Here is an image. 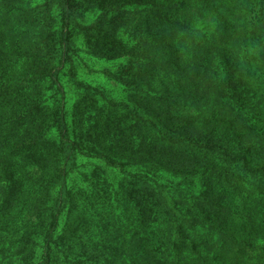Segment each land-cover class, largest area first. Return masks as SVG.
Listing matches in <instances>:
<instances>
[{"label": "trees", "instance_id": "obj_1", "mask_svg": "<svg viewBox=\"0 0 264 264\" xmlns=\"http://www.w3.org/2000/svg\"><path fill=\"white\" fill-rule=\"evenodd\" d=\"M73 4L47 2L61 22L45 38L58 61L26 29L47 15L0 23V254L22 264H264V139L255 137L264 136V0H109V51L88 53L133 54L120 31L135 22L146 62L141 77L137 63L109 70L130 90L125 100L73 73L94 108L82 99L70 108L62 91L51 106L36 85L61 90L65 45L84 32L77 13L79 29L66 20ZM81 155L107 171H147L127 172L107 201L97 189H68ZM185 190L196 209L174 205Z\"/></svg>", "mask_w": 264, "mask_h": 264}, {"label": "rangeland", "instance_id": "obj_2", "mask_svg": "<svg viewBox=\"0 0 264 264\" xmlns=\"http://www.w3.org/2000/svg\"><path fill=\"white\" fill-rule=\"evenodd\" d=\"M98 0H74L73 8L69 9L67 13L66 20L70 23V26H74L79 29V26H76L73 21L74 13L79 15L82 25L80 30L84 32L76 33L72 31V38H70V43L65 45L64 53L66 54V65H64L61 70L58 72V79L60 81L61 90L56 93L54 91H47L44 85V82L40 80L36 85L42 89V94L39 95L40 99H44L45 97L48 100L49 105L55 106L59 103L61 98L60 92H64L63 95L67 96L68 106L72 108L74 106L77 99L81 100V105L87 108H94V105L97 100H94L90 93H85L83 88L78 87V84L73 82L72 75L75 73L77 79L90 86L99 88L105 95L109 98L112 97L116 100H125L128 99V95L130 94V90L126 88L125 85H121L116 81L115 78L109 76V70L112 72L117 71L123 66H128L130 63H137L141 66L142 72L138 75L141 77L144 75L143 66L145 64V59L142 56V51H144V45L142 41H137L138 39L133 37V33L135 32V26L139 23L128 22L124 24L120 31V37L123 40L124 46L128 49H133V54H127L128 56L120 57L115 60H109L108 58L94 56L89 54L87 51V46L92 49L94 54L100 53L102 51H109V0H101V2H97ZM156 2L161 3L162 0H154ZM48 0H0V23L4 21L7 24H10L13 20V14L23 13L24 16L29 19V22H32V19H36V16L31 18L29 14H37V15H47L44 27L36 26L34 23H31L26 29L30 31L31 41L35 43H39L43 50L47 53H51V55L56 57L58 61L60 58L58 57L60 52L57 49L56 41L50 39H45L48 35V31L50 29H54L58 31L61 22L56 21L52 15H48L47 8ZM93 3H97L96 5ZM95 5V6H93ZM5 15H8L7 18ZM101 15L103 16L102 18ZM21 26V25H20ZM18 26V27H20ZM87 27H91L87 29ZM24 29V28H23ZM21 30V29H20ZM25 30V29H24ZM52 30V31H54ZM151 32H156L155 29H152ZM52 33V32H51ZM148 37H150L148 35ZM72 39V40H71ZM75 50H72L73 44ZM64 48V47H63ZM62 48V49H63ZM74 58V72L73 67L71 69L70 60ZM62 60V58H61ZM72 71V72H71ZM116 73V72H115ZM88 92H92L91 89H87ZM136 93V89L132 86V94ZM101 95L99 96V98ZM135 98H138L137 95ZM132 96V99H135ZM141 100V99H140ZM109 114V110L107 111ZM94 115V114H93ZM106 115V113H104ZM98 120L101 122L96 116L91 118V121ZM54 137V133L52 135ZM256 138L264 139V136H255ZM200 152V148L197 145L187 146L186 152ZM196 154V153H195ZM200 154V153H197ZM77 166L71 174L69 175L67 181V187L70 191L79 192L80 190L87 189H97L99 192L103 193V200L108 201V193L113 188H116L120 180L123 176H126L127 172H139V171H147L145 167L141 166H129L127 170L120 169H108L107 164L99 158H92L87 155H81ZM197 157H202V155H197ZM97 167L100 169L97 170ZM95 171L99 175L95 176ZM154 169L150 170V175L153 177ZM155 178V175L154 177ZM176 178V177H172ZM154 180V179H153ZM186 181V180H185ZM98 183V184H97ZM189 184H186L187 187ZM199 187V184L196 186ZM200 188V187H199ZM193 191V189L188 188ZM95 192V191H94ZM113 193V192H112ZM106 195V196H105ZM120 195L117 193L113 195V199H111L112 203L117 205L119 201ZM175 206H186L187 208L195 207V201L191 197L189 190H185L184 192L178 191L175 198ZM83 203H86L84 200ZM194 203V204H193ZM113 204V205H114ZM155 207L153 208V210ZM1 244V243H0ZM3 256L4 260L1 264H22V260L20 255L18 256L16 253L10 254L6 252L4 254H0V257ZM25 264V263H23Z\"/></svg>", "mask_w": 264, "mask_h": 264}]
</instances>
